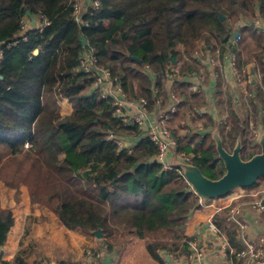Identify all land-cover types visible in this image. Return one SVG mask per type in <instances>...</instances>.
<instances>
[{
	"label": "trees",
	"instance_id": "obj_1",
	"mask_svg": "<svg viewBox=\"0 0 264 264\" xmlns=\"http://www.w3.org/2000/svg\"><path fill=\"white\" fill-rule=\"evenodd\" d=\"M74 2L0 0V181L16 191L26 185L31 202L69 229L84 234L101 229L109 250L143 239L149 255L165 264L163 251L190 253L185 226L201 207L200 198L182 166L163 170L154 160L157 145L92 90L95 72L80 69V58L91 50L94 65L118 77L130 99L146 98L151 111L158 99L167 103L170 75L171 89L181 98L170 123L178 140L175 153L217 179L225 172L217 139L187 127L207 98L186 77L200 70L197 55L230 51L238 72L258 62L262 84L256 85V97L264 105V30L257 25L258 18L264 22V0H99L98 8L84 15L88 25L76 21ZM25 15L45 16L49 23L25 38L19 35ZM235 31L237 43L226 39ZM217 82L221 97L220 77ZM251 100L257 105L255 97ZM234 102V97L228 102L229 124L209 115L204 123L216 125L226 149L240 142L241 157L248 159L256 153L247 150L249 113ZM255 114L264 126V112ZM110 132L137 143L131 151L120 149ZM214 220L235 243L227 209ZM13 224L11 208L0 201V248ZM1 264L27 262L19 253Z\"/></svg>",
	"mask_w": 264,
	"mask_h": 264
},
{
	"label": "crops",
	"instance_id": "obj_2",
	"mask_svg": "<svg viewBox=\"0 0 264 264\" xmlns=\"http://www.w3.org/2000/svg\"><path fill=\"white\" fill-rule=\"evenodd\" d=\"M217 51L208 50L200 54L202 60L196 58L200 66L197 73L202 76V79L197 82L193 78L192 80L195 82L192 81L191 84L193 86L195 83L197 88L192 89L204 94L207 103L200 108L197 116L190 117L187 127H192L199 133H211L217 140L221 139L217 133L216 125L213 126L209 123V125H205L204 121L209 115L216 123L225 121L229 124L231 117L228 102L234 97L235 106L241 111L249 113L247 150L257 154L261 151L260 140L264 138L263 123L255 114L256 109L264 112V105L257 99V90L255 89L257 84H262L260 66L258 62L251 61L244 67V71L233 74L228 60L231 52L227 51L223 52V56L219 54L218 65L211 67L207 64V59L212 54L217 56ZM218 77L221 78V97L217 96ZM250 83L253 84V87L249 86ZM251 97H255L257 105L252 102ZM187 127L184 128L185 131L188 130ZM227 150L231 151L232 149ZM260 181L250 187H238L227 195L212 199L204 198L201 207L189 215L185 226V234L189 237V242H196V251L191 246L189 254L179 256H173L163 251L162 255L166 259L165 264H247L245 258L237 256V252L245 249L246 244L234 230L233 221L227 218V222L235 234L236 244L232 243L227 234L222 232L227 239L228 254L225 255L226 248L215 235L214 227L217 225L210 223L209 218L214 219L215 215L224 209H227L228 213L230 208L254 200L259 194L258 192L264 188V185H260ZM0 201L2 206L11 208L14 216V224L8 233L7 240L0 248V264L1 260L12 261L19 253L27 264H57L58 261L63 260L73 264H95L96 262L104 264H161L149 255L143 239H130L126 244L109 250L103 242L104 236L98 237L94 233L84 234L67 228L59 223L53 212L44 209L39 203L31 202L26 185H21L20 189L16 191L1 182ZM241 219L246 224L247 238L261 239L264 246V215L252 206L246 205L242 209ZM87 247L101 253L100 257L85 260L84 250ZM197 253L201 254L200 260L196 257L189 258V255L196 256Z\"/></svg>",
	"mask_w": 264,
	"mask_h": 264
},
{
	"label": "built area",
	"instance_id": "obj_3",
	"mask_svg": "<svg viewBox=\"0 0 264 264\" xmlns=\"http://www.w3.org/2000/svg\"><path fill=\"white\" fill-rule=\"evenodd\" d=\"M99 6V0H75L74 2V14L76 21L81 25H88V22L84 19V15L90 9L89 13L97 9ZM49 23V20L45 16H35V15H25L21 20V30L19 32L20 36L26 38V33L32 29L42 30L44 26ZM257 25L260 29L264 30V22L258 18ZM233 43H237L240 40L239 33L233 36ZM217 56L215 54L209 56L207 59V64L211 67L218 65V57L220 52L217 51ZM3 58V47L0 45V62ZM197 59L202 60L200 55L196 56ZM232 73H238L235 68V55L232 53L230 58H228ZM80 69L86 72H95V81L92 90L96 91L101 97L110 99L115 105V114L122 118L126 124H137L141 129V137H149L158 148V152L154 158L155 161L161 164L163 170L172 168L174 165L182 166V172L185 170L189 163V156L175 153V149L178 145L177 137L175 136L173 130L170 127L172 116L177 110V104L181 98H178L171 89L172 78L169 75L168 79V94L167 103L162 104L161 100L158 99L155 108L151 111L149 110V102L146 98L141 97L139 99H130L128 94L123 89L118 77H114L111 71L107 68L97 67L94 65V60L92 56V51H84L82 57L80 58ZM200 81L202 76L194 72L186 77V80L193 83L192 80ZM194 81V82H195ZM193 89L197 88V85L192 86ZM109 137L114 139L119 145L120 149L132 150L133 146L137 143V138L131 137L126 134H115L113 132L109 133ZM185 176V175H184ZM191 189L199 196L202 202L205 197L199 195L194 188ZM235 190V189H234ZM257 197L250 201L239 205H236L229 209L227 213L228 220L233 221L234 230L238 233L239 237L245 242L246 248L237 252L238 258H245L247 264H264V246L260 240H255L252 238H247L246 224L242 221V209L246 206H252L254 209L258 210L259 213L264 215V188L261 189ZM209 222L215 224L214 219L209 218ZM215 235L223 242V247L227 246V239L218 227H214ZM191 248L196 247L195 241L189 242ZM106 247V245H105ZM196 251V249H195ZM224 254H228V249H225ZM101 253L96 252L91 247H87L84 250L85 260L98 258ZM201 254L189 255V258L196 257L200 260ZM95 264H104L103 262H96Z\"/></svg>",
	"mask_w": 264,
	"mask_h": 264
},
{
	"label": "water",
	"instance_id": "obj_4",
	"mask_svg": "<svg viewBox=\"0 0 264 264\" xmlns=\"http://www.w3.org/2000/svg\"><path fill=\"white\" fill-rule=\"evenodd\" d=\"M220 18L223 20L225 16L220 14ZM237 34L238 32L235 31L234 35ZM228 38L229 35L226 36V39ZM82 42L85 41L82 40ZM34 52L37 53L38 49ZM134 58L140 61L139 58ZM1 78L2 76H0ZM260 144L261 151L259 153L248 159H243L241 143H237L229 151L223 146L222 140L218 139L216 149L225 166L224 174L217 179H212L206 176L198 166L190 164L185 170V178L199 195L209 199L227 195L238 187L251 186L259 178L264 177V138H261ZM93 233L98 237H103L101 229H97Z\"/></svg>",
	"mask_w": 264,
	"mask_h": 264
},
{
	"label": "rangeland",
	"instance_id": "obj_5",
	"mask_svg": "<svg viewBox=\"0 0 264 264\" xmlns=\"http://www.w3.org/2000/svg\"><path fill=\"white\" fill-rule=\"evenodd\" d=\"M233 38H234L233 36H231V37L229 36L228 39L231 40V41H233ZM210 54H211V53H210ZM212 56H213V54H212ZM261 74H262V73H261ZM258 75H259V77L261 76L259 72H258ZM259 77H258V78H259ZM182 132H185V129H183ZM242 158H245L244 155H243ZM259 179H260V178H259ZM258 181H259V180H258ZM258 181H257V182H258ZM260 182H261L260 185H264V178H262ZM0 183H1V181H0Z\"/></svg>",
	"mask_w": 264,
	"mask_h": 264
}]
</instances>
